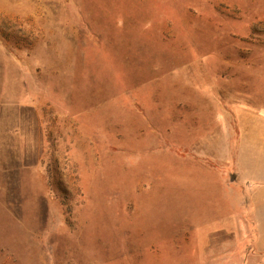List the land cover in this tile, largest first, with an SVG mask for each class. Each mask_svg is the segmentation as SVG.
Here are the masks:
<instances>
[{
    "label": "rangeland",
    "instance_id": "1",
    "mask_svg": "<svg viewBox=\"0 0 264 264\" xmlns=\"http://www.w3.org/2000/svg\"><path fill=\"white\" fill-rule=\"evenodd\" d=\"M0 264H264V0H0Z\"/></svg>",
    "mask_w": 264,
    "mask_h": 264
}]
</instances>
